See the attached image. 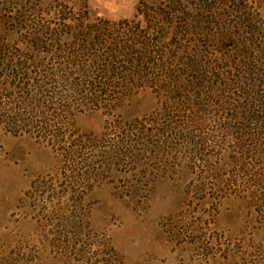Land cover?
<instances>
[{
  "label": "trees",
  "instance_id": "1",
  "mask_svg": "<svg viewBox=\"0 0 264 264\" xmlns=\"http://www.w3.org/2000/svg\"><path fill=\"white\" fill-rule=\"evenodd\" d=\"M144 1L135 19L116 22L92 19L77 0H53L58 13L69 9L56 26L42 18L46 0L1 4L11 10L0 38V134H35L52 147L60 175L35 180L27 197L51 203L48 213L63 217L69 236H86L82 196L99 173L100 153L135 164L151 153L149 138L163 136L182 139L189 155L206 163L212 121L236 140L249 138L250 150L264 148L263 14L250 0H164L153 7ZM140 14L149 24L141 25ZM149 85L164 107L147 119H117L103 137L76 129L82 109L111 108L120 90L128 96ZM111 135L118 147L98 145ZM240 148L245 155L246 147ZM243 172L251 187L242 193L255 204L264 201V167ZM57 230L59 245L81 252ZM258 253L256 263L264 264V249Z\"/></svg>",
  "mask_w": 264,
  "mask_h": 264
},
{
  "label": "rangeland",
  "instance_id": "2",
  "mask_svg": "<svg viewBox=\"0 0 264 264\" xmlns=\"http://www.w3.org/2000/svg\"><path fill=\"white\" fill-rule=\"evenodd\" d=\"M46 1L42 18L45 24L56 26L69 9L58 13L53 0ZM140 1L77 0L76 6L85 5L92 19L117 22L135 19ZM163 1L144 2L153 7ZM2 2L0 38L6 36L5 18L11 10ZM250 2L264 16V0ZM139 17L142 26L149 24L144 15ZM11 40L18 39L12 36ZM120 91L119 101L111 108L77 113L76 129L103 137L105 128L117 119L126 124L141 121L164 107L150 85L128 96ZM208 127L206 132L212 130L214 138L206 163L189 155L182 139L163 136L149 138L154 143L151 153L140 155L135 164L119 163L118 157L104 158L100 153L99 165H95L99 173L87 183L89 189L82 196L86 236L75 232L72 237L63 217L48 213L54 209L51 203L27 197L34 193L35 180L60 175L52 147L35 134L1 132L0 264H257L258 251L264 249V201L255 204L242 193L251 187L243 171L264 167V148L250 150L249 138L228 136L222 123L212 121ZM114 136L98 145L118 147ZM240 146L246 147L245 155ZM65 198L71 205L72 196ZM57 226L65 234L66 245L76 241L81 252L59 245Z\"/></svg>",
  "mask_w": 264,
  "mask_h": 264
}]
</instances>
